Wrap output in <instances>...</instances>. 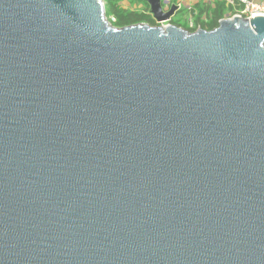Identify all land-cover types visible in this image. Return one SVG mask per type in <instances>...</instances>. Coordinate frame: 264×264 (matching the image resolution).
I'll use <instances>...</instances> for the list:
<instances>
[{
	"label": "water",
	"instance_id": "1",
	"mask_svg": "<svg viewBox=\"0 0 264 264\" xmlns=\"http://www.w3.org/2000/svg\"><path fill=\"white\" fill-rule=\"evenodd\" d=\"M0 264H264V15L0 0Z\"/></svg>",
	"mask_w": 264,
	"mask_h": 264
},
{
	"label": "trees",
	"instance_id": "2",
	"mask_svg": "<svg viewBox=\"0 0 264 264\" xmlns=\"http://www.w3.org/2000/svg\"><path fill=\"white\" fill-rule=\"evenodd\" d=\"M225 2L218 1L213 7L206 6L204 9H200V13L195 17V25L207 30L214 29L218 26L219 20L225 16ZM107 17L113 16L115 20L112 24L116 27L128 26L136 23H148L153 25L154 19L151 14L139 13L136 11H124L113 5L110 10L106 11ZM175 25L184 27L190 31H194L195 28H189L185 23H181L178 19H173Z\"/></svg>",
	"mask_w": 264,
	"mask_h": 264
},
{
	"label": "rangeland",
	"instance_id": "3",
	"mask_svg": "<svg viewBox=\"0 0 264 264\" xmlns=\"http://www.w3.org/2000/svg\"><path fill=\"white\" fill-rule=\"evenodd\" d=\"M162 1V6L164 8L167 7L170 3H173L175 0H161ZM218 1H224L225 0H183L182 4V9L176 13L175 19H178L180 22L185 23L187 25V21L190 19L194 20L195 17L200 13V9H204L206 6L208 7H213ZM264 1V0H262ZM105 10H110V8L113 5H116L121 10L124 11H136L139 13H146V14H151L150 16L152 17V13L150 10V5L147 2V0H103ZM225 2V16L232 14V9L229 5L226 4ZM224 16V17H225ZM113 17V16H109ZM108 17V18H109ZM114 18V17H113ZM153 25H159L155 22Z\"/></svg>",
	"mask_w": 264,
	"mask_h": 264
},
{
	"label": "built area",
	"instance_id": "4",
	"mask_svg": "<svg viewBox=\"0 0 264 264\" xmlns=\"http://www.w3.org/2000/svg\"><path fill=\"white\" fill-rule=\"evenodd\" d=\"M182 1L183 0H175L173 3L167 5L166 8L162 6L164 11H168L173 5L177 7L175 13L168 20L157 21L154 18L153 14H152V18L155 20L157 24L160 25L174 24L173 19H175L176 13H178L182 9L181 8L183 4ZM225 2H227L226 4L229 5L232 9V14H229L225 17H233L238 15V16L250 18L255 15H264V1L262 0H225ZM108 20L110 23H112L115 20V18L109 17ZM186 24L187 27L189 28H195V29L198 28L195 25V21L192 19L191 20L189 19Z\"/></svg>",
	"mask_w": 264,
	"mask_h": 264
}]
</instances>
